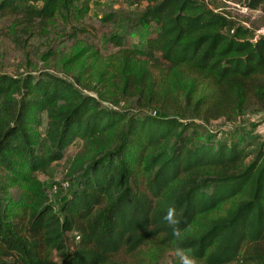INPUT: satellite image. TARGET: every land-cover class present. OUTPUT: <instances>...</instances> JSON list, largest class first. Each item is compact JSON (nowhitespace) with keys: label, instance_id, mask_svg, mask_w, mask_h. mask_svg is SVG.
Instances as JSON below:
<instances>
[{"label":"trees","instance_id":"trees-1","mask_svg":"<svg viewBox=\"0 0 264 264\" xmlns=\"http://www.w3.org/2000/svg\"><path fill=\"white\" fill-rule=\"evenodd\" d=\"M146 1L108 36L115 61L94 48L75 69L79 49L59 65L67 75L0 72V264H147L149 244L148 264L168 246L204 264H264V137L204 127L264 113V36L206 0ZM243 1L264 13V0ZM91 2L0 0V17L19 14L24 33L47 34L57 15L72 25ZM76 139L56 205L36 173ZM173 206L179 240L163 219Z\"/></svg>","mask_w":264,"mask_h":264},{"label":"rangeland","instance_id":"rangeland-1","mask_svg":"<svg viewBox=\"0 0 264 264\" xmlns=\"http://www.w3.org/2000/svg\"><path fill=\"white\" fill-rule=\"evenodd\" d=\"M210 5L217 6V10L223 12L228 17L238 23H243L253 30L264 27V13L258 8L259 12L245 10L243 0H206ZM146 0H92L90 9L86 15L79 18L78 22H73L77 32H74V24L65 22L60 15L56 16L53 25L46 29L47 34L41 30H34L29 35L22 31V27L16 23L15 14H8L0 17V72L11 75H22L26 72H38L48 70L57 72L60 75H67L58 71L69 55H73L82 50L80 60L75 69L92 61L89 56L94 48L106 61H115L114 55L117 47L107 41L109 35L115 31L122 32L128 19H134L146 6ZM40 4H38L39 6ZM110 12L118 14L115 24H100L99 18L108 15ZM73 35H76L73 37ZM145 32H138L131 36L130 43H140L145 37ZM93 44L89 50L86 44ZM89 56V57H88ZM92 64V63H91ZM94 74L95 65L92 66ZM72 72L75 70L72 69ZM94 80V79H93ZM95 82V81H93ZM125 106V104H122ZM151 108L146 109L148 113ZM42 123L38 126L40 132L46 131V118L44 112L41 115ZM205 129L218 133L223 137H233L245 134L244 129H248L247 135H259L264 137V113H248L240 116L235 121H225L216 119L204 125ZM81 147V141L76 139L68 148L65 158L52 164L49 173L37 172V176L50 191L52 203L60 205L63 196L70 188V184L64 179V167L67 159L76 153ZM66 242L69 249L73 246L74 233H66ZM155 250L152 244L145 247L142 252V260L145 263L151 261L150 254ZM140 252V253H141ZM139 253L132 256L130 261L137 262ZM141 257V255H140ZM156 264H179V259L175 255V249L171 246L163 250L162 255L158 256ZM197 264H204L197 260Z\"/></svg>","mask_w":264,"mask_h":264},{"label":"clouds","instance_id":"clouds-1","mask_svg":"<svg viewBox=\"0 0 264 264\" xmlns=\"http://www.w3.org/2000/svg\"><path fill=\"white\" fill-rule=\"evenodd\" d=\"M163 219L172 226L173 236L178 240L181 239L182 231L179 228L181 221L177 218L176 208L174 206L167 209ZM175 255L179 259V264H197V260L190 248L177 247L175 249Z\"/></svg>","mask_w":264,"mask_h":264},{"label":"built area","instance_id":"built-area-1","mask_svg":"<svg viewBox=\"0 0 264 264\" xmlns=\"http://www.w3.org/2000/svg\"><path fill=\"white\" fill-rule=\"evenodd\" d=\"M245 8H246L245 10H249L250 12H259L260 11L258 8H255V9L249 8V7H245ZM261 35L264 36V27L255 30L254 38H257L258 36H261Z\"/></svg>","mask_w":264,"mask_h":264}]
</instances>
